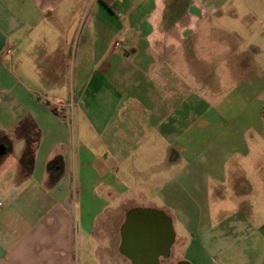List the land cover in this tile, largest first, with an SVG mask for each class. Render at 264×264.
Returning a JSON list of instances; mask_svg holds the SVG:
<instances>
[{
    "label": "crops",
    "instance_id": "1",
    "mask_svg": "<svg viewBox=\"0 0 264 264\" xmlns=\"http://www.w3.org/2000/svg\"><path fill=\"white\" fill-rule=\"evenodd\" d=\"M212 64L225 69L230 88L253 89L241 99L263 110L255 117L257 127L253 119L234 118L231 127L244 124L246 133L234 143L229 162L200 180L187 164L179 167L183 149L174 152L173 140L184 131L188 139L190 116L203 119L198 107L208 103L184 74L191 73L195 82ZM146 78L144 97L125 98V87L141 90ZM251 132L264 138V0H0V147L5 148L0 158L15 146L18 152L8 170L0 160V197L6 203L0 211V264H77V235L85 251L95 233L116 229L119 243L124 240V210L130 204L129 213L156 212L174 226L172 206L151 207V190L162 189L165 201L191 195L209 205L212 196H225L228 184L240 195L256 187L264 204V163H255L253 181L245 173V159L257 152L247 139ZM38 134L33 170L27 173L21 159ZM99 150L104 159L95 154ZM72 151L85 155V163L92 155L87 166L105 189L98 198L119 201L103 207L85 227L72 215ZM57 156L63 157L64 172L54 184L48 164ZM251 202L217 218L210 209L200 216L185 208L186 227L202 219L196 241L176 235L185 262L264 264V229L253 225ZM109 215L117 218L115 228ZM241 217L247 229L235 228ZM222 219L232 220L228 229ZM105 240L95 246V258L111 257Z\"/></svg>",
    "mask_w": 264,
    "mask_h": 264
},
{
    "label": "rangeland",
    "instance_id": "2",
    "mask_svg": "<svg viewBox=\"0 0 264 264\" xmlns=\"http://www.w3.org/2000/svg\"><path fill=\"white\" fill-rule=\"evenodd\" d=\"M204 70L205 73L203 74V77L195 82L192 79L193 75L191 73L188 75L184 74V77L188 76V82H190L189 86L193 89L194 92L198 94L197 96L201 95L208 98V103L206 105L202 104L198 107L199 115L203 114V116H201L203 117V119L198 120L194 118V116H190L191 121L189 123L188 139L185 136L186 132L184 131L183 138L173 140L174 152L176 150H181V148L183 149V158L180 159L179 167L182 168L187 164L189 172L192 174L191 176L200 180L206 179V175L209 174L212 169H215L216 166H222L226 162H229L230 158L233 156L230 154V151L235 146L234 143L236 142V140L241 141L244 136L243 134L246 133L244 126H242L244 124L238 123L235 126L231 127L234 122V118L237 115H242L245 120L248 119L249 121L253 119L252 122L254 123L255 127H257L256 121L258 120V118L255 119V117H257V115H261V110H263L262 106H258L257 104L248 105L246 104L248 101H246L245 99H241V97H245L246 94H248L249 96L254 94L253 89L251 90L250 88H248L245 90L244 86H242L240 87V89H238V91H235L234 89L230 88V83L224 68H217L212 64L209 67H205ZM72 73L74 72L72 71ZM69 76V80L73 81L74 74H70ZM179 76H176L174 81L180 84L182 83V79ZM143 82L144 84L141 90L134 88L127 89L125 87V98L131 97L132 94H135L136 96L141 98L144 97L147 89L149 88L147 78L144 79ZM237 93L239 94L238 98H236ZM189 109L191 115V110H193V107H190ZM253 131L256 134L260 133L257 132L255 128ZM253 134V132L248 134L247 139L253 150L257 148V152L252 156H249L244 161V163H246L247 165V168L245 170L246 177L250 181H253L256 176L254 169L255 163H264V138H254ZM2 142L3 141L0 140V144ZM16 148L17 146H15V149L12 153L7 154L3 158H0V160H4V168L7 170L14 167V164L18 158V152ZM100 150L95 154H97V156H100V159H104L105 155L104 153L99 154ZM72 152L71 172L75 175L73 186H71V189H73L74 192L72 202V215L73 218H75L76 224H81L82 227H85L91 224L94 216L98 212H100L103 207L113 206L119 201L107 202L98 198V194H103V192H105V189L99 182L96 181L97 183L95 184L94 180L96 178L94 177V173L90 169V166H87L89 165V161L91 160L90 158H92V155H86L89 160L87 159L88 162L85 163V155L82 154L79 158L78 154L75 155V152L77 153V151ZM229 167V174L232 175L233 173L231 172H234L232 169V165L230 164ZM2 175L3 173H0V177H3ZM81 189L82 194L80 192ZM188 189L192 192L194 191V193H198L196 192V190H194L193 186H189ZM252 189H254L252 193L240 195L236 193L237 191L232 187L231 184H228L225 187V196L221 200L217 199L215 196H212V201L209 205L201 203L200 199L198 201H192L193 196L191 195L187 198L183 197L182 199L178 200L167 199L165 201L162 196V189H156L155 191H150V194L152 195L150 198V204L151 207L160 210H165L167 206H172L174 211V214L172 215L174 220V231L178 238L182 237V240L184 242L189 243L196 241V237L202 231V229H200V223L202 219H200L199 225L196 222H193L189 227H186L181 222V213L183 211L186 212L185 208H188L192 214L198 212L200 216L205 215L207 210L210 209L213 216L217 218L218 214L221 211L225 213L229 212L226 214V216H229L234 212V209L240 202L246 200L250 202L252 201L251 204L254 208L253 225L259 229H264V222L262 221L264 220V211H262L264 210V204L260 197L261 194L258 193L256 187H252ZM77 192H79L81 196H79ZM0 203V211H2V209L6 206V203L1 197ZM136 204L142 206L143 202H137ZM130 206L132 205L130 204ZM130 206L125 207V215L129 213V209H131ZM240 213L243 216V212L240 211ZM108 217V224L113 225V227L115 228L117 224V218L111 217L110 215ZM204 219L205 218H203V220ZM231 221V219H222L220 222H223L225 229H228L227 227H229ZM235 221L236 229H247L245 217L240 218L239 221H242V223L237 222V220ZM220 222L216 223V229H219L218 225ZM105 236L107 237L105 246L109 249L106 252L110 256H117L119 239L116 233V229H110L109 235L106 234V231H103V234L95 233L86 251L84 249H79L80 246L84 244V241L81 240V238H79V236L77 235L76 242L78 246V254L80 255L81 259V261H78L77 264H96V262L94 261V252L96 249L94 248L98 243L106 241ZM225 241L228 242L229 240Z\"/></svg>",
    "mask_w": 264,
    "mask_h": 264
},
{
    "label": "flooded vegetation",
    "instance_id": "3",
    "mask_svg": "<svg viewBox=\"0 0 264 264\" xmlns=\"http://www.w3.org/2000/svg\"><path fill=\"white\" fill-rule=\"evenodd\" d=\"M142 224L154 229L153 238L137 231ZM122 229L128 232L125 231L124 240L118 244L117 256L94 258L96 264H188L183 258L181 243L176 239L169 241L168 218L165 216L156 212H130ZM104 250L109 249L105 246Z\"/></svg>",
    "mask_w": 264,
    "mask_h": 264
},
{
    "label": "trees",
    "instance_id": "4",
    "mask_svg": "<svg viewBox=\"0 0 264 264\" xmlns=\"http://www.w3.org/2000/svg\"><path fill=\"white\" fill-rule=\"evenodd\" d=\"M4 143V141H3ZM39 143V134L34 139H30L29 146L21 159V166L27 172L30 173L33 170L35 151ZM64 172V160L62 156L55 157L48 164V175L52 183H57L62 177Z\"/></svg>",
    "mask_w": 264,
    "mask_h": 264
},
{
    "label": "water",
    "instance_id": "5",
    "mask_svg": "<svg viewBox=\"0 0 264 264\" xmlns=\"http://www.w3.org/2000/svg\"><path fill=\"white\" fill-rule=\"evenodd\" d=\"M5 151L4 147H0V155H2ZM148 225H144L142 224V227L140 229H137V231L141 232L142 235H147L149 238H153L154 235L152 233H154V229L152 227H150L151 229H148ZM168 229H169V234H170V242H174L175 238H176V234L174 231V226L172 225V223L168 220ZM126 232H128L127 229H125ZM152 236V237H151Z\"/></svg>",
    "mask_w": 264,
    "mask_h": 264
},
{
    "label": "built area",
    "instance_id": "6",
    "mask_svg": "<svg viewBox=\"0 0 264 264\" xmlns=\"http://www.w3.org/2000/svg\"><path fill=\"white\" fill-rule=\"evenodd\" d=\"M119 46H120V43L119 42H116V47H119ZM7 54L8 55H11L12 54V50L11 49H8ZM73 103H74V101H73V98H72V100H71L72 107L74 106Z\"/></svg>",
    "mask_w": 264,
    "mask_h": 264
}]
</instances>
